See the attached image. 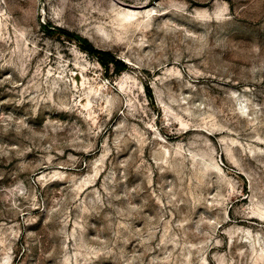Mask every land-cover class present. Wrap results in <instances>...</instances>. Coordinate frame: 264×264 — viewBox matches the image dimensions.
Masks as SVG:
<instances>
[{
	"label": "rangeland",
	"instance_id": "rangeland-1",
	"mask_svg": "<svg viewBox=\"0 0 264 264\" xmlns=\"http://www.w3.org/2000/svg\"><path fill=\"white\" fill-rule=\"evenodd\" d=\"M116 1L0 0V264H264V0Z\"/></svg>",
	"mask_w": 264,
	"mask_h": 264
},
{
	"label": "bare ground",
	"instance_id": "bare-ground-1",
	"mask_svg": "<svg viewBox=\"0 0 264 264\" xmlns=\"http://www.w3.org/2000/svg\"><path fill=\"white\" fill-rule=\"evenodd\" d=\"M115 2H117L116 0H114ZM120 6H122L120 3H117ZM143 6H124L123 7V12L119 15V22L118 25L121 28L124 27H128L129 25H132L134 23L131 22V20L138 15L139 13L143 12L144 16H146V18H149L152 14H153V10L154 9H144ZM11 25L12 29L14 30V39H15V50L18 51V55L19 57H25L26 55L29 54V52L31 51V48H29L26 45V40H25V32L17 29L14 27V23L13 21L11 22L9 19V15L7 14L6 10L2 9L1 5H0V40H5L6 38L9 39L10 35L7 33V35L5 33H3L2 29L3 27L5 29H8V26ZM8 32V31H7ZM6 39V40H7ZM14 49V48H13ZM78 53V52H77ZM127 63L129 64V60L128 58L126 59ZM84 69V67H81V82L79 83L78 81H74V87L76 89H79V87H83L85 86L86 83H89V80L85 78V76L82 74V70ZM130 80H132L133 82H131ZM130 82L133 84L136 83V78L130 76L126 71L123 72V75L120 76L119 80H118V85L122 90H126L127 88H131ZM104 85L102 84H98V85H91L89 83V86L87 88V90H85L82 94V96L79 97V100L76 102V104H79L83 107L87 108L88 111V116L90 118L95 117L96 112L92 109V104L90 101V97L94 94H97L98 91L103 88ZM105 102L102 103L101 109H108V106L111 103V99L112 97L109 96H105L104 97ZM86 102V103H85ZM128 105H133L130 102H127ZM179 123L186 127L188 126V123L184 122L180 117L177 118ZM212 158H210L211 160ZM215 168H217L218 170H221L220 166L218 165V163L215 162L214 164ZM56 174H60V172L56 173ZM45 175L42 173L40 177H44ZM262 213L264 214V210L262 211ZM262 250H264V248H261Z\"/></svg>",
	"mask_w": 264,
	"mask_h": 264
},
{
	"label": "trees",
	"instance_id": "trees-1",
	"mask_svg": "<svg viewBox=\"0 0 264 264\" xmlns=\"http://www.w3.org/2000/svg\"><path fill=\"white\" fill-rule=\"evenodd\" d=\"M77 38L85 43V44H88V41L85 39V38H81V37H78ZM87 51H89L90 53H95V54H99V55H102V56H111V53L108 52V51H105V50H97L96 48H93L91 46H87ZM112 62L115 66V70L116 71H119V70H124L126 68V65L121 61V60H116L115 57H112ZM102 65L103 67L105 68V72H107V64H105L104 62H102Z\"/></svg>",
	"mask_w": 264,
	"mask_h": 264
}]
</instances>
